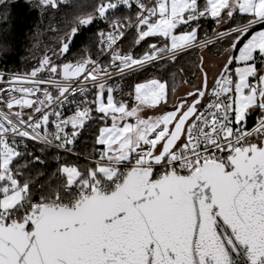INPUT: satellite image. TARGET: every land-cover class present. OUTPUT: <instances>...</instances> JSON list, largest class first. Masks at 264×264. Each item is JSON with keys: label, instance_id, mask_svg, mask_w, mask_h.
Instances as JSON below:
<instances>
[{"label": "snow or ice", "instance_id": "1", "mask_svg": "<svg viewBox=\"0 0 264 264\" xmlns=\"http://www.w3.org/2000/svg\"><path fill=\"white\" fill-rule=\"evenodd\" d=\"M26 2L29 63L0 69V264H264V0Z\"/></svg>", "mask_w": 264, "mask_h": 264}, {"label": "trees", "instance_id": "2", "mask_svg": "<svg viewBox=\"0 0 264 264\" xmlns=\"http://www.w3.org/2000/svg\"><path fill=\"white\" fill-rule=\"evenodd\" d=\"M37 20L38 14L29 7L28 3H23L18 0H16L11 12L7 15V23L3 22V16L0 15V24L3 25L4 29L10 30L6 36L0 38V61H2L0 62V69L7 68L11 70H22L27 66L29 60H22L21 57L29 56L28 50L31 48L32 43H34L31 33ZM45 23H47V21H45ZM212 27L213 25L209 21L206 25L209 35H211ZM202 34L204 35L203 32L200 33L201 36H203ZM43 39L47 40V37H44ZM81 39H83V37H81ZM76 47H82L80 41L76 42ZM196 55L197 51H193L190 55L185 56V58L181 60L185 71L183 74H178V80L181 79V75L183 78H191L192 73L196 68ZM153 75L164 76L165 79H168L169 83H171L170 73L166 75L163 71H158L157 69L151 67L146 70L144 76H140L138 78L143 79ZM115 82L120 81L116 80ZM132 82H134L132 78H126V82H124L125 87H127L128 83ZM192 83H194V79L192 80ZM91 143L92 140L90 134L85 132L76 143L77 150L86 154V152L91 148ZM49 153H51V151H49ZM83 162L84 161L81 160V163Z\"/></svg>", "mask_w": 264, "mask_h": 264}, {"label": "rangeland", "instance_id": "3", "mask_svg": "<svg viewBox=\"0 0 264 264\" xmlns=\"http://www.w3.org/2000/svg\"><path fill=\"white\" fill-rule=\"evenodd\" d=\"M202 35H203V34H202ZM198 55H199V52L197 51V55H196V61H197V62H198V60H197ZM210 62H214V61H209V60L206 58V63H210ZM197 71H198V69L195 68V71H194V72H197ZM211 75H212V71L210 70V72H209V76H210V78H211ZM114 82H115V81H114ZM194 83H196L195 80H194ZM182 88L186 89V88H187V85H182ZM181 94H183V92H181Z\"/></svg>", "mask_w": 264, "mask_h": 264}, {"label": "built area", "instance_id": "4", "mask_svg": "<svg viewBox=\"0 0 264 264\" xmlns=\"http://www.w3.org/2000/svg\"><path fill=\"white\" fill-rule=\"evenodd\" d=\"M116 80H119V78H114V81H116ZM114 81H113V82H114ZM71 108H72V105H70V104H69V105H66V109H71ZM249 123H251V121H250ZM81 136H82V135H81ZM81 136L79 137V139L81 138ZM79 139H78V140H79ZM78 140H77V142H78ZM77 142H76V143H77ZM30 147H31V143H30ZM36 147L39 148L40 146H39V145H36ZM48 151H51V152H52L53 150H52V149H49ZM69 158H71V157H69Z\"/></svg>", "mask_w": 264, "mask_h": 264}, {"label": "flooded vegetation", "instance_id": "5", "mask_svg": "<svg viewBox=\"0 0 264 264\" xmlns=\"http://www.w3.org/2000/svg\"><path fill=\"white\" fill-rule=\"evenodd\" d=\"M18 1H22L23 3H25V2H26V0H18Z\"/></svg>", "mask_w": 264, "mask_h": 264}]
</instances>
